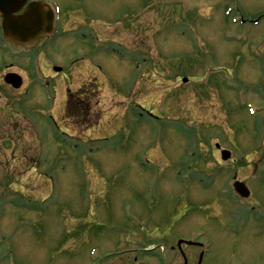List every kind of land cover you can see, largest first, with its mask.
<instances>
[{
    "label": "rangeland",
    "instance_id": "1",
    "mask_svg": "<svg viewBox=\"0 0 264 264\" xmlns=\"http://www.w3.org/2000/svg\"><path fill=\"white\" fill-rule=\"evenodd\" d=\"M77 8L83 19L64 13L36 48L52 107L36 84L21 114L0 110V264H159L162 238L186 230L204 233L191 237L206 243L202 264H264V20L253 25L264 0H66L62 11ZM88 30L99 38L79 37ZM10 62L27 85L25 62ZM1 90V104L22 91ZM80 91L88 132L27 116L38 119L36 105L47 119ZM41 125L47 147L64 145L39 159ZM241 167L250 209L227 193Z\"/></svg>",
    "mask_w": 264,
    "mask_h": 264
},
{
    "label": "water",
    "instance_id": "2",
    "mask_svg": "<svg viewBox=\"0 0 264 264\" xmlns=\"http://www.w3.org/2000/svg\"><path fill=\"white\" fill-rule=\"evenodd\" d=\"M18 2V0H0V13L3 16V30L5 34L14 42L23 44L36 38L38 35L47 32L51 25V13L49 11H44L38 9L35 4H30L24 14L17 16L10 20L11 13L17 10V7H11V4ZM14 10L10 13V18L8 19V12ZM6 82L11 83L15 89L20 86V81L9 76ZM185 81V79H184ZM223 159L228 156L227 152H222ZM226 154V155H225ZM234 191L239 195L246 197L248 195L247 189L244 184L240 182H234Z\"/></svg>",
    "mask_w": 264,
    "mask_h": 264
},
{
    "label": "flooded vegetation",
    "instance_id": "3",
    "mask_svg": "<svg viewBox=\"0 0 264 264\" xmlns=\"http://www.w3.org/2000/svg\"><path fill=\"white\" fill-rule=\"evenodd\" d=\"M76 1V0H75ZM45 39V38H44ZM44 39H40L39 40V42L40 41H42V40H44ZM38 42V43H39ZM37 46V45H36ZM36 46L35 47H33V48H31V49H26V48H21V47H17V48H19L21 51H23V52H26V55H25V57H24V60H26V62L28 63V66H26V62H25V66L27 67V69L29 68V66H31V68L33 69V68H35V74L36 75H38V69L40 70L41 69V66H39L38 68H36L35 66H34V63L37 61V64H39L40 63V51H36V49H34V48H36ZM10 65H13V64H10ZM8 67L9 66H6V68L5 69H8ZM50 68H52V66L50 67ZM9 69H12V67L10 66V68ZM26 69V75H28V70ZM5 72H13V71H9V70H5ZM48 76V80L46 81V82H48V83H51V79H52V76L51 75H43V77L44 78H46ZM29 80V83L27 84V86H30V85H33L34 83H33V79H28ZM1 86H3V87H5V89L6 88H8L9 86L7 85H4L3 83H2V77H1V72H0V91H1ZM14 91V90H13ZM0 95H2L1 94V92H0ZM21 99H19L18 101H20ZM10 102V99H9V101L8 102H6L5 103V106H9L11 103H9ZM64 114H65V112H63ZM63 114V115H64ZM190 250V249H189ZM188 251V250H187ZM190 255H191V253L190 252H187L186 253V256H187V258L185 259L186 260V263L184 262V261H182V263L181 264H189V262L187 261L188 260V258L190 257ZM180 256H183V258H184V254H180V253H176V257H177V259L178 258H180Z\"/></svg>",
    "mask_w": 264,
    "mask_h": 264
},
{
    "label": "bare ground",
    "instance_id": "4",
    "mask_svg": "<svg viewBox=\"0 0 264 264\" xmlns=\"http://www.w3.org/2000/svg\"><path fill=\"white\" fill-rule=\"evenodd\" d=\"M13 10H14V8L8 12V14H7V16H8V19L10 18V13H11ZM12 19H13V17H11V19H10V20L12 21Z\"/></svg>",
    "mask_w": 264,
    "mask_h": 264
}]
</instances>
